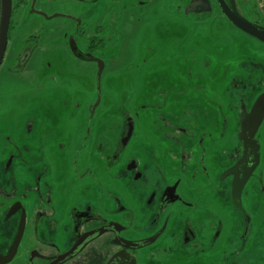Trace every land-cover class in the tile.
Masks as SVG:
<instances>
[{
	"label": "flooded vegetation",
	"instance_id": "af4514ba",
	"mask_svg": "<svg viewBox=\"0 0 264 264\" xmlns=\"http://www.w3.org/2000/svg\"><path fill=\"white\" fill-rule=\"evenodd\" d=\"M74 1L81 2L84 10L95 8L99 2ZM103 1L107 3L104 7L105 14L109 13L107 20H92V9L86 12L91 20L83 15L84 10L78 15L58 13L70 19L67 27L51 28L53 33H62L67 41L65 46L58 45L61 50L66 49L75 56L72 44L78 52L94 58L97 53L118 46L124 34L125 15L145 20L152 11L149 9L152 0ZM192 1L195 0H176V8L181 11ZM12 2L8 40L15 30L13 18L24 22L26 12L43 19L50 17L36 7L37 0ZM236 6L240 15L264 26V11L257 0H236ZM186 14H193L197 20L221 15L236 32L264 47L263 41L230 22L217 0H201L194 11ZM29 21L24 22L27 32L19 41V53L24 58L27 56L28 62L40 50L50 30L44 27L46 23ZM244 58L248 61L240 62L231 73L227 94L230 114L221 136L227 138L225 152L229 161L220 172L217 153L225 143L215 137L220 107L219 102L213 100L207 102V109L193 111L197 121L192 123V128L171 124L175 135L169 137L173 144L166 145L165 157L170 162L178 160L181 165L178 169L177 165H169L167 171H163L159 163L151 165L157 155L155 146H161L151 138L140 144L137 152L127 151L137 127L136 120L129 115L124 116L123 125L117 128L109 148L98 143L99 162H91L89 157L83 156L86 163L81 171L75 163H70L61 177L50 146H44L41 138L37 143L20 144L5 135L4 144H0V208L3 207L0 211V255L9 252L21 222L24 230L13 258L3 264H202L205 250L212 252L220 246L228 254L222 255L215 264H252L258 263L256 259L264 260V256L246 253L250 234L253 228L262 225L259 219L264 215V113L260 121L258 113L250 116L253 118L248 129L242 127L244 116L249 117L255 109H264V62L252 61L251 56ZM25 68L28 67L23 66ZM129 127L131 136L120 148ZM32 129L30 122L29 130ZM251 133H254L252 138L248 137ZM91 136L89 132L82 137L85 139L83 146L88 142V147L94 150L96 143ZM245 138L254 149L250 148L243 160ZM161 148L164 150L163 145ZM141 155L146 157L142 160ZM16 158L20 165L29 160L39 164L33 171L35 183L26 185L35 194L32 207L25 206L21 200L3 205L6 198L15 194L17 176L13 162ZM237 165L239 177H247L240 199L233 191L235 173L229 171ZM28 169L32 172L29 166ZM108 171L113 172L114 183L120 184L118 189L109 187L106 182Z\"/></svg>",
	"mask_w": 264,
	"mask_h": 264
},
{
	"label": "rangeland",
	"instance_id": "374dc122",
	"mask_svg": "<svg viewBox=\"0 0 264 264\" xmlns=\"http://www.w3.org/2000/svg\"><path fill=\"white\" fill-rule=\"evenodd\" d=\"M257 1L264 11V0ZM105 6L107 3L103 0H99L95 8L85 10L81 2L74 0L36 2V7L50 16L58 13L78 15L84 10L83 15L89 19L86 12L92 9V20L109 19ZM149 6L152 11L145 20L125 15L124 34L118 46L96 54L105 63L100 90L98 64L79 59L66 49L61 50L58 45L65 46V37L51 31L52 27H67L70 19L62 16L43 19L33 12L25 13L24 22L29 19V23L41 21L50 29L40 44V50L28 62L27 56L24 58L19 53V41L28 27L13 18L15 30L8 40L0 66V144H4L5 135L20 144L37 143L41 138L44 146H50L61 177L63 169L70 163H75L81 171L86 163L84 158L99 162L98 143L106 147L112 144L117 128L123 125L124 116L129 115L136 120L137 127L127 151L137 152L141 149L140 144L151 138L161 145L159 148L151 146L152 151L158 150L154 151L157 155L151 165L159 163L163 171H167L169 165H177L178 169L180 161L170 162L165 157L166 145L173 144L169 137L175 135L171 124L192 128V123L197 121L193 111L207 109V102L211 100L218 101L220 107L219 129L215 137L220 143L227 142V138L221 136L230 114L227 94L232 70L243 60L248 61L245 56H251L252 61L260 59L264 62V47L236 32L226 21L224 24L221 15L210 20H197L193 14H186V8L178 11L176 0H152ZM23 66L28 68L23 69ZM98 99V105L92 110ZM30 122L32 130H29ZM41 127L45 129L40 130ZM89 132L96 143L94 150L88 147V142L83 146L85 139L82 137ZM226 146L227 143L221 145L217 153L219 172L229 161ZM145 157L141 155L142 160ZM36 163L29 160L20 165L19 158L13 162L17 176L13 188L15 194L4 200V206L21 200L25 206L32 207L35 194L26 185L35 183L33 171L39 165ZM108 172L106 182L109 187L118 189L120 184L114 183L113 172ZM259 222L262 225L253 228L246 253L264 256V215ZM223 249L222 246L212 252L206 249L202 264L219 262L222 255L228 254ZM256 260L258 263L252 264H264V260Z\"/></svg>",
	"mask_w": 264,
	"mask_h": 264
},
{
	"label": "water",
	"instance_id": "95a60500",
	"mask_svg": "<svg viewBox=\"0 0 264 264\" xmlns=\"http://www.w3.org/2000/svg\"><path fill=\"white\" fill-rule=\"evenodd\" d=\"M1 2V10H0V66L3 62L5 53H6V49H7V43H8V34H9V28H10V23H11V17H12V9H13V2L12 0H0ZM222 13L227 17V19L232 22L235 26H237L239 29H241L242 31L250 34L251 36L261 40L264 42V26L255 24L251 21H249L248 19H246L245 17H243L242 15L239 14V12L237 11V6H236V0H217ZM201 0H195L192 1L187 7L185 12L189 13L191 11H194L196 9V7H198V5H200ZM44 15V12H42ZM60 16V14H54L53 16L50 17H57ZM49 17V18H50ZM72 47V51L74 52L75 56L79 59H83V60H88V61H96L98 64V74H97V80H98V89L100 90V82H101V75H102V71L104 69L105 63L103 62V60L94 57L91 58L88 55H83L81 52L77 51V47H74L71 44ZM261 99L258 100V103H260ZM99 99L98 101L94 104V106L92 107V110H94L96 108V106L99 103ZM262 105V103H261ZM256 113L259 114L258 119L260 121L261 117L263 116L264 113V109L260 110L255 109L252 113V115H249V117L244 116V121H243V130H245L249 124L250 121L252 120L253 117L250 116H255ZM261 113V114H260ZM257 127V126H256ZM255 127V128H256ZM248 129V128H247ZM244 133H242L241 135H243ZM245 135V134H244ZM254 135V133H251L249 136ZM131 136V128L129 127V129L127 130V132H125V135L122 139V143H121V147L122 148L129 140ZM247 137V136H245ZM252 148L254 149V146L252 145V143H250V140H248L247 138H245V151H244V156H243V160L246 158L247 153L249 151V149ZM258 151H257V157H258ZM232 173H235V183H234V187H233V191L236 193V197L238 199H240V195H241V190L242 187L246 181V175H244L243 177H239L240 173L238 171V165L229 170ZM23 230H24V226H23V222H21V225L19 227V231L14 239V242L9 250V252L7 253V255H0V264H3L5 262L10 261L16 250L17 247L19 245V242L21 240L22 234H23Z\"/></svg>",
	"mask_w": 264,
	"mask_h": 264
}]
</instances>
